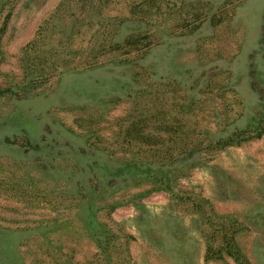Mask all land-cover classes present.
<instances>
[{"label":"rangeland","instance_id":"1","mask_svg":"<svg viewBox=\"0 0 264 264\" xmlns=\"http://www.w3.org/2000/svg\"><path fill=\"white\" fill-rule=\"evenodd\" d=\"M264 264V0H0V264Z\"/></svg>","mask_w":264,"mask_h":264},{"label":"trees","instance_id":"2","mask_svg":"<svg viewBox=\"0 0 264 264\" xmlns=\"http://www.w3.org/2000/svg\"><path fill=\"white\" fill-rule=\"evenodd\" d=\"M242 260H244V259H242ZM242 264H249V262L244 260V263L242 262Z\"/></svg>","mask_w":264,"mask_h":264}]
</instances>
